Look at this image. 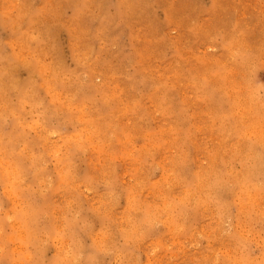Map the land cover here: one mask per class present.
<instances>
[{
  "label": "rangeland",
  "instance_id": "1",
  "mask_svg": "<svg viewBox=\"0 0 264 264\" xmlns=\"http://www.w3.org/2000/svg\"><path fill=\"white\" fill-rule=\"evenodd\" d=\"M249 10L264 14V0ZM236 11L237 0H129L116 23L110 13L100 19L93 38L106 56L89 46L81 57L88 74L71 88L50 79L36 41L0 50V125L24 146L25 183L39 197L0 243L45 250V233L75 223L101 264L245 259L241 249L264 213V64L223 31ZM28 12L27 0H0V27L19 37L28 29L19 14ZM97 17L87 4L77 13L85 29ZM215 42L222 55L209 56ZM195 188L196 212L170 223L186 211L181 201L196 203ZM137 218L152 231L126 245L139 235Z\"/></svg>",
  "mask_w": 264,
  "mask_h": 264
},
{
  "label": "clouds",
  "instance_id": "2",
  "mask_svg": "<svg viewBox=\"0 0 264 264\" xmlns=\"http://www.w3.org/2000/svg\"><path fill=\"white\" fill-rule=\"evenodd\" d=\"M27 3L29 12L19 15H27L25 23L28 29L20 32L17 37L0 27V50L6 51L9 42L17 39H21L22 42L36 41L45 49L44 57L51 69L50 79L71 88L88 74L87 65L81 64V57L89 46L95 50L94 55L100 53L102 57L106 56L101 51L99 42L93 38L96 29L100 26V19L106 13H110L109 19L112 23H116L121 19V15L126 13L129 0H27ZM18 4L19 0H17ZM85 4L92 12L98 9L97 19L88 24L86 29L77 19L78 11ZM250 8L251 0H237L234 23L229 22L223 31L235 41L246 44L254 53V60L264 64V14L250 11ZM124 19L127 20V15H124ZM69 28L74 29L70 34ZM212 47L216 51L209 53V56L222 55L219 42L212 43ZM231 69L230 62L227 68L222 67L220 71L223 74ZM241 69L246 72V65H241ZM2 93L3 89L0 88V94ZM0 100H3L2 95ZM261 109H264V103L261 104ZM26 160L25 148L20 140L0 125V241L6 239L8 229L24 224L26 217L33 215L38 208V188L25 183L31 175L30 165ZM87 163L84 161L85 167ZM173 171H176L174 167ZM155 191L161 200L167 198L168 193L163 184L156 187ZM200 191L199 188L194 189L198 194L194 197L196 203L180 202L186 211L172 217L170 223L176 221L183 223L187 219L188 211L196 212ZM138 211V208H130L132 215ZM261 216L259 221L253 223V231H250L246 237L248 246L246 249H241L245 259L239 264H264V213ZM256 224L260 226L259 231L253 234ZM153 226L148 220L137 218L134 231L139 235L126 236L124 243L127 245L129 242L142 239L151 233ZM224 227L221 220L217 228L222 234ZM45 235L49 236L47 249L37 248L29 253L19 251L11 243H0V264H101L96 258L97 250L91 243L90 234L82 232L79 225L67 224L60 232L54 231ZM69 249L72 252L71 258L67 255ZM208 264H216V262L209 261ZM224 264L229 262L225 261Z\"/></svg>",
  "mask_w": 264,
  "mask_h": 264
},
{
  "label": "bare ground",
  "instance_id": "3",
  "mask_svg": "<svg viewBox=\"0 0 264 264\" xmlns=\"http://www.w3.org/2000/svg\"><path fill=\"white\" fill-rule=\"evenodd\" d=\"M126 27V26H125ZM206 35V34H205ZM231 49V48H230ZM256 88V87H255ZM249 90V89H248ZM56 96V95H55ZM262 98V97H261ZM262 100V99H261ZM21 110V109H20ZM5 116V115H4ZM18 116V115H17ZM231 119V118H230ZM200 170V169H199Z\"/></svg>",
  "mask_w": 264,
  "mask_h": 264
}]
</instances>
